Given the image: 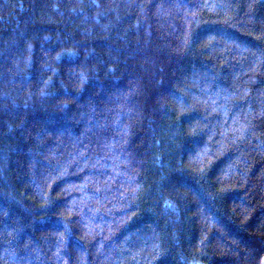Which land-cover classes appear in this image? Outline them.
<instances>
[{
    "label": "trees",
    "instance_id": "16d2710c",
    "mask_svg": "<svg viewBox=\"0 0 264 264\" xmlns=\"http://www.w3.org/2000/svg\"><path fill=\"white\" fill-rule=\"evenodd\" d=\"M0 264H264V0H0Z\"/></svg>",
    "mask_w": 264,
    "mask_h": 264
}]
</instances>
